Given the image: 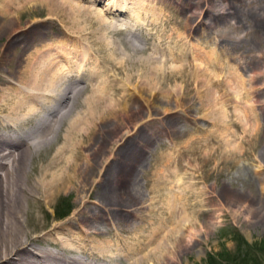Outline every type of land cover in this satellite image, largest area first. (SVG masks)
Returning a JSON list of instances; mask_svg holds the SVG:
<instances>
[{"label":"rangeland","instance_id":"obj_1","mask_svg":"<svg viewBox=\"0 0 264 264\" xmlns=\"http://www.w3.org/2000/svg\"><path fill=\"white\" fill-rule=\"evenodd\" d=\"M56 1L0 0V74L7 76L9 71H14L25 46L28 47L25 57L29 51L31 53L39 49L46 51L47 56L52 54L51 57H56V54L61 53V48H74L70 43L76 41L70 37L76 35L71 32L78 30H69V27L61 25L59 21L62 19L70 26L63 19L62 12L53 7L57 5ZM68 1L91 10L93 15L96 12L104 17L107 15L105 20L108 18L107 22L115 23L117 27L121 25L119 35L114 33L112 38L116 47L119 45L117 49L121 52L118 54L124 51V56L136 60L153 54L159 59L165 58L162 60L171 67L178 66L182 70L167 71V81L159 89L141 91L140 87L134 89L131 86L125 92L120 87L126 81L125 77L116 73L120 84L116 83L115 86L112 82L106 86L113 102L119 99L116 112L106 115L102 121L98 120L82 140L84 143L78 145L77 159L73 160V169L70 171L71 186L74 187H66L56 194L55 202L53 200L47 207L43 205L34 210L29 217L33 218L26 224L30 237L39 240L49 228L69 225L84 201L96 200L102 175L116 162L114 149L120 140L129 138L125 136L131 133L132 138L129 139L134 144L150 139L151 145L148 152L143 153L144 164L136 174L142 194L130 210H136L138 214L142 210L143 216L149 214L151 219L155 218L153 210L148 207L153 196H157L160 217L166 224L160 235L176 227L178 222L182 225L177 229L178 235L185 239L181 244L168 241L170 256L166 264H264V37L259 36L253 26L252 13L255 12L254 2L257 0H137L140 3L126 0L127 4L124 2L122 6L114 4L119 6V10L123 7L125 12L121 15L116 11L109 14L107 9L110 7L106 5L108 0ZM141 4L144 7L139 6ZM7 9L9 11L4 15ZM177 35L179 38L182 36L181 42L175 39ZM178 46L182 49L186 47V53H191L189 56L194 58L193 63L197 67L212 73V89L207 90L203 86V71H197L198 76L193 73L194 66L188 64L190 59L187 60L189 56L184 60V54L178 51ZM131 47H134L133 50ZM92 49L86 46L71 53L69 61L61 63L65 74L66 66L70 65L76 67L74 69L77 71L83 66L81 69L101 72L98 58L90 55L92 52L99 56L98 49L94 46ZM210 53L215 56V66H210L208 62ZM173 59H176L175 62ZM75 62L79 63L75 65ZM88 72L85 73L87 76L84 75L88 81L85 77L79 81L77 73L67 72L66 75L71 77L67 86L77 82L75 88L83 90L68 107L67 103L64 104L67 109L62 108V112L69 110L67 117H64L52 141L32 159L29 167L31 174L34 165V168L45 165L56 149L62 146L71 121L78 115L82 116L86 110L90 113L97 107L91 103L97 99V94L84 85L94 77L92 83L96 79L101 82L98 76L101 73L97 72L96 76L93 73L89 77ZM131 148L132 144L128 149ZM83 189L90 190L91 195L85 197ZM173 206L178 208L177 212L172 211ZM89 208L94 212L96 210L95 213L99 210L94 204ZM69 209L71 211L67 218L61 219L60 216ZM137 223L139 221H133L127 227L128 232ZM186 225L192 226V232L196 233V239L188 242L193 246L187 243L186 236L190 234L186 232ZM102 228L106 235H110L113 228L116 229L106 228V225ZM69 229L71 234L77 235L78 231ZM127 229L125 231L120 227L119 230L127 234ZM146 231V235H153V228ZM157 237L159 234L153 235V243L147 250L153 248Z\"/></svg>","mask_w":264,"mask_h":264},{"label":"bare ground","instance_id":"obj_2","mask_svg":"<svg viewBox=\"0 0 264 264\" xmlns=\"http://www.w3.org/2000/svg\"><path fill=\"white\" fill-rule=\"evenodd\" d=\"M120 1L121 0L117 3L114 0H108L106 5L110 7V10L107 9L110 15L113 14V11H116L118 15L125 12L123 11V7L121 10H119L118 7L124 5L126 0ZM133 2L136 3L137 0H133ZM56 3L57 5L54 4L53 7L58 8L59 12H62L63 19L67 20L70 26L62 19L59 21L61 25H64L65 28L69 27V30L76 29L80 33L76 31L71 32V34L76 35H70V39L76 41L75 43H70V45L74 46V48L72 47L74 50L71 51L72 49L69 50L64 47L61 48V53L59 52V55L56 54V57H51L52 54L47 56L46 51H41L38 48L40 51L35 50L31 53L29 51V54L25 57L24 54L28 51V49H26L28 47L25 46V48H22V53L18 57L19 61L14 71H9L7 76L0 74V264H166L167 259H169L168 256H170L168 254V241H175L177 244H181L185 239L182 235H178L179 232L177 229H180L182 225L178 222V224L176 223V227L160 235L161 230L166 224L162 222L160 217V201L157 196H153L150 203L151 207H148L149 210H153L152 212L155 218L151 219L152 217H150L149 214L148 216L147 214L143 216L142 210L141 213H139L140 215L136 210L132 209L137 215L130 210L131 207H134L135 203L140 200V194H142L137 183L138 181H136L139 176L136 174L139 172V169L143 167V153H147L151 145L150 139L144 142L141 141L142 143L134 144V141L129 139L132 138L130 135L131 133L125 136L129 138L120 140L114 149L113 154L116 157V162L110 165L108 167L109 169L102 175L103 179L100 182V188L97 192L98 197L95 198L96 200L88 201V199L87 202L82 201L83 206L77 211L75 218L69 225L63 224L61 226H53L51 229L49 228L48 231H45L46 233L39 237V240L36 238V240L32 239L30 237V231L26 229L28 220L33 218L29 217L37 207L43 205L47 207L53 202L58 192H61V190L66 187H74L71 186L72 176L70 171L73 169V160L78 153L76 152L78 145L84 143L82 140H84L88 131H90L98 120H104L106 115L112 114L119 106V99L114 103L113 97L106 91V86L112 84V82L115 86L116 83H118V85L120 84L119 78L116 79V73L119 76L123 75L125 77L126 81L120 86L123 92H125L126 88L131 86H134V89L135 87H140L142 91L143 89L154 90L159 89L161 86L163 87V83L167 81V77L169 76L166 72L179 71L180 68L178 66L171 67L168 65L167 61L162 60L165 58L159 59V56H153V54L136 60L127 55H125V57V52L123 51V56L121 57L122 54L120 55L117 53L121 52L117 49L119 45L116 47V44H114L115 41L113 42L112 40L114 33L119 35L122 29L120 27L121 25L117 27L115 23L107 22L108 18L105 20L107 15L104 17L101 13L98 14L99 12L93 15V13L90 12L91 10L89 11L82 8V5L79 6L78 3V6L68 0H58ZM130 3L132 2L130 1ZM254 3L253 10H255V12L252 13L253 26L259 36L262 35V37H264V0H257ZM114 4L119 6L116 7L117 5L114 6ZM163 4H165V2ZM143 5L144 4H141L139 6L144 7ZM3 7L5 8V6ZM226 9L229 8L226 7ZM8 11L7 9L4 15H7ZM133 15H131V17ZM168 15L169 14H167V16ZM152 23L150 24L152 25ZM138 25L140 26V24L136 26ZM141 28L143 29V27ZM181 37L179 38L177 35L175 39L181 42ZM151 38H149V40ZM175 39L172 41H175ZM128 40H130V38H128ZM86 46L92 51L93 46L98 49L99 56L92 52L90 55L98 58L100 62L98 66L102 68L101 72L97 71L101 73L98 74L101 82L96 79V82L92 83V80L96 78L94 77L89 83H85L84 85V87L90 88L91 92L94 91V93L97 94V99L91 102L97 107L90 113L86 110L82 116L78 115L71 121L68 131H66L64 135L62 146L56 149L49 160L47 159L48 161L45 165L40 168L39 166L38 168H34V165L33 170L30 168L33 171L31 174L29 167H31L30 163H32V159L35 158V155L41 151L47 143L52 141L59 129V125L63 123L64 117L69 112V110L62 112V108L68 107L75 99L74 97L83 90L81 88H75L77 82H73L70 86H67L66 83H68V80L71 78L66 75L67 72L77 73V75H79L78 77H80L79 81L84 77V79L88 81V79H86L87 74H85L88 71L89 77H91L93 73H96L94 74L95 76L97 75V72L94 70L81 69L83 66L80 67L81 70L79 69V71H77L74 69L76 67L72 65L66 66L67 72L65 74V69H63L61 64L63 61H69L71 53L77 52L80 48ZM184 46L191 47V45L188 46L186 44H184ZM186 47L184 48L186 49ZM133 48L131 47L132 50ZM184 48L182 49L181 46L177 47L178 51L184 54L185 60L191 53H186ZM120 50H122V48ZM163 50L162 48V51ZM87 52L89 53V51ZM157 54L159 55L160 53ZM63 57H65L64 60L61 59ZM189 59L190 62H188V64H193L192 67L194 66L192 72L198 76V72L203 71L201 79L203 86H206L207 90L212 89V73L210 74L208 73L209 71L207 72L201 70L203 68L200 69L197 67L196 64L193 63L194 58L191 56L187 58V60ZM207 59L211 64L210 66H215L216 61L214 60V55L210 53ZM85 61L87 62V60ZM75 63V65H77L79 62ZM72 64H74L73 61ZM197 68L199 69L197 70ZM205 69L208 70L207 67ZM102 78L105 79L103 80ZM106 94L107 97L105 96ZM236 100L238 101V99ZM66 103L67 105L64 107ZM42 113L44 114L41 115ZM131 144L132 148L128 149ZM134 176L136 178H134ZM82 192L85 197L90 194V190L83 189ZM91 204L99 208L97 213H95L96 210L94 212L89 208ZM176 208L177 207L173 206L172 211L177 212L178 208ZM119 209L121 210L118 211ZM101 214L105 215V217ZM147 217L150 219H147ZM133 221H139V223L135 226L132 225L133 228L131 227V231L128 232L129 230L127 227H129ZM104 225H106V228L115 227L117 230L113 228L114 230L112 229V231H110V235H106L102 228ZM67 226L69 227L64 229V227ZM120 227L123 230L127 229V234H124L126 230H119ZM191 227L192 226H187L186 229V232L190 234L186 236L188 238L187 243L189 240L196 239V233L192 232L193 230H191ZM69 228L78 231L77 235L71 234ZM152 228L153 235L158 236L159 234V238L157 237L155 239L153 248L147 250V247H150L153 243V241H151L153 235L150 236L145 233L147 229L151 230ZM64 233H66V235H64ZM61 235H63L64 238ZM36 244H38L39 247H37ZM49 247L56 250H52Z\"/></svg>","mask_w":264,"mask_h":264},{"label":"trees","instance_id":"obj_3","mask_svg":"<svg viewBox=\"0 0 264 264\" xmlns=\"http://www.w3.org/2000/svg\"><path fill=\"white\" fill-rule=\"evenodd\" d=\"M70 211L71 209L67 210L65 214L61 215L60 218L63 219V218H67V215L70 214Z\"/></svg>","mask_w":264,"mask_h":264}]
</instances>
